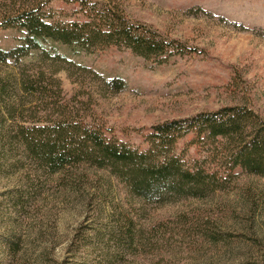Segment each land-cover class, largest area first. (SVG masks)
<instances>
[{
    "label": "rangeland",
    "instance_id": "1",
    "mask_svg": "<svg viewBox=\"0 0 264 264\" xmlns=\"http://www.w3.org/2000/svg\"><path fill=\"white\" fill-rule=\"evenodd\" d=\"M110 1L133 23L195 53L153 67L124 49L88 54L46 42L65 61L20 63L52 73L66 99L142 149L152 126L202 112L241 105L264 119V0ZM18 37L1 30L0 49L15 48ZM116 80V88L106 84ZM20 150L11 158L0 152V264H264V175L242 176L203 199L144 202L107 170L80 165L47 176ZM125 216L135 220V254L104 235L125 228ZM180 218L217 241L179 236L172 246L142 250L149 228Z\"/></svg>",
    "mask_w": 264,
    "mask_h": 264
},
{
    "label": "trees",
    "instance_id": "2",
    "mask_svg": "<svg viewBox=\"0 0 264 264\" xmlns=\"http://www.w3.org/2000/svg\"><path fill=\"white\" fill-rule=\"evenodd\" d=\"M6 29L16 30L19 37L15 48L0 49V71H6L0 72L1 153L11 158L21 149L22 156L47 176L66 175L80 165L107 170L144 202L203 199L242 176L264 175V119L244 106L156 124L142 136V149L91 120L81 102L66 99L52 73L20 63L32 56L39 63L65 61L45 47L46 42L88 54L124 49L153 67L195 53L133 23L110 0H0V31ZM106 84L121 85L117 80ZM182 141L185 145L178 150ZM190 149L195 153L192 158L187 157ZM123 220L125 228L114 227L104 235L135 254L139 248L135 220L129 216ZM179 236L185 241L189 237L217 241L194 221L180 218L155 224L144 237L145 246L139 245L142 250L172 246ZM141 239L139 231L138 242L143 244Z\"/></svg>",
    "mask_w": 264,
    "mask_h": 264
}]
</instances>
